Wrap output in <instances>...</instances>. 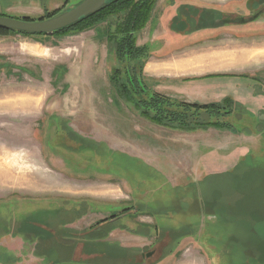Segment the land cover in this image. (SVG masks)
Instances as JSON below:
<instances>
[{
  "label": "rangeland",
  "instance_id": "1",
  "mask_svg": "<svg viewBox=\"0 0 264 264\" xmlns=\"http://www.w3.org/2000/svg\"><path fill=\"white\" fill-rule=\"evenodd\" d=\"M77 1L80 0H0V15L37 20ZM174 3L175 0H163L159 10L171 7L172 13ZM117 18L104 17L91 28L62 35L0 34V168H7L10 178H22L0 186V206L5 203L12 208L14 202L22 203L19 211L27 209V203L34 208L67 206L63 223L72 227L74 243L81 244L86 239L106 252L113 251L102 243L106 239L114 243V248L119 243H132L139 245L133 247L136 255L140 250L152 248L153 244L158 245L157 256L148 264H159L164 255L166 259L162 264L197 261L195 253L209 261L212 258L223 260L224 264L264 262V221L252 220L251 214L248 221L241 214L235 215L240 213V207L235 210L234 205L230 218L225 221L206 216L201 209H206L204 186L207 182L193 180L198 177L194 171L199 164L216 157L211 150L226 157L245 143L250 148L249 156L230 175V182L246 166L263 170L264 121L249 120L250 123L245 124L241 119L248 115L236 107L230 109L232 114L220 118L227 126L183 130L162 126L139 115L109 82L110 74L121 65L105 47L107 31L115 27ZM158 28L164 32L161 25ZM185 42L184 39L179 42L181 47H186ZM195 43L207 47L210 42L196 40ZM156 45L151 46L153 52H159ZM221 45L213 42L212 46L220 48ZM224 45L230 50H236L237 46ZM224 79L227 85H223L222 80L165 83L159 86L160 93L184 101L187 99L183 98L200 94L234 95V84H241V78ZM28 89L37 91L31 100L38 108L32 110L24 124L27 108L20 109L18 103L27 98L23 91ZM260 106L261 103H256L253 110L257 111ZM239 157L234 153L229 159L238 163ZM104 183L110 186H102ZM200 189L201 195L198 194ZM237 192L231 185L226 196L233 200L241 196ZM136 209L137 216L124 215L109 228L97 227L101 219L110 214L132 213ZM2 221L0 218V229ZM12 222L13 219L9 220L8 225ZM32 227H25L26 231L37 234ZM95 227L101 228L98 237L96 231H90ZM118 227L128 230H115ZM237 233L246 236L249 233L254 243L230 237ZM131 234L144 239L136 241ZM37 239L47 247V240L42 236ZM22 244L17 237L0 238V250L2 245L17 248ZM94 251L88 247L83 252L90 255L72 253L69 261L58 264L89 261L119 264L108 257L95 259L91 255ZM5 257L10 264L16 260L19 264H45L32 252H8Z\"/></svg>",
  "mask_w": 264,
  "mask_h": 264
},
{
  "label": "crops",
  "instance_id": "2",
  "mask_svg": "<svg viewBox=\"0 0 264 264\" xmlns=\"http://www.w3.org/2000/svg\"><path fill=\"white\" fill-rule=\"evenodd\" d=\"M161 1L163 2V0H158L156 2L149 20L147 21L145 26L136 33L137 44H147L150 47V55L143 67V79L145 84L150 89L162 92L159 86L165 83H192L201 81L210 82L211 80H222V84L227 85V83L224 82V78L228 77L231 79L232 76L241 78V75L251 71L257 73L260 69L259 64H264V56H262L264 55L263 48H253L251 50H230L224 44H222L220 48H214L212 46L213 43L210 41H208L210 43L207 47H202L199 46V44L196 45L194 34L192 32L171 30V22L173 20H179L178 7L182 5H193L196 0H175V5L172 7V13L170 11L171 7H163L162 11L159 10V7H162ZM159 25L164 28V32L159 30ZM185 36L187 38H183ZM182 39L186 40L185 48L181 47V44H179ZM153 44H157L156 47L159 48V52H153V50H151V46ZM83 46H85V44H82V47ZM106 46L107 43L105 39V47ZM88 50L89 52H91L93 50L92 46L89 45ZM63 69L64 73H66V68L63 67ZM234 85H236L235 90L242 91V79L241 84L236 83ZM247 92L249 96L252 94V92H254L255 95L259 94L254 87L248 88ZM35 93H37V91L34 89L23 91V95L27 98L18 103L20 109L27 108L26 110H24V113L26 114L24 116V121H22V123L24 122V124L25 120L31 115V112H33L32 110L34 108H38V106L34 105L33 100H31V96ZM201 95L203 96L200 97ZM230 95L232 94H200L198 96L183 99H187V101L191 102L209 103L219 102ZM237 98L241 99L240 97ZM255 99L264 100V97L258 96ZM29 102H31V104ZM15 104L17 105V103ZM25 104L27 107L25 106ZM236 150L237 151H233L232 153L227 154L226 157L224 155L220 156V152H216V150H209L210 152H215L216 157H214L213 160L212 158L205 160L204 163L199 164L198 170L195 169L194 172L196 174L198 173V177L193 180L197 182H207L204 186L205 192L207 193L206 209L202 208L201 210L208 217L215 218L219 221H225L230 218V214L232 213V206L234 205L236 207L235 210H237V207H240V213L235 214V211V215L241 214V216H244V219L247 221L250 218V214L253 215L252 220H263L264 211L259 209L258 206L261 205V202L259 200V194L261 192L260 189H264V169L262 170L251 166L248 169V166H246L244 169L238 172L240 174H238L237 177H234L233 182L231 183L229 178L230 175H232L239 167H241L240 163L244 162V160L249 156L250 153L248 143L240 145V147L236 148ZM234 153L237 157L240 156L238 163H234L229 159V157ZM0 171L5 172V174H0V186H4L10 180L12 182L22 180V178H17L15 176H12V178H10V172L4 168H0ZM251 179H253V182H250ZM247 180L248 182H246ZM231 185L232 187H236V189L238 190L237 195H241L240 197H237L233 200L226 196L231 190ZM102 186L108 187L110 185L104 183L102 184ZM115 187L121 190L119 186ZM198 194H202L201 189L198 191ZM252 195L253 197L256 196L255 199L250 198L252 197ZM198 202V198H196V207L198 205ZM250 210H256V212L250 213ZM242 217H240V220L243 219ZM130 236L136 241L144 239V237H140L137 235L131 234ZM197 236L201 237L199 235ZM230 237H234L236 241L239 242L245 240L247 242L251 241L252 243H254L255 241L253 240V238H250L249 233L247 236L244 233H237V235L234 234ZM127 240L132 241L131 238H128ZM121 245L123 247L139 246L132 245V243H125ZM194 255L195 258H198L196 259L197 261L182 260L179 264H188V262L189 264H224L223 260L217 259L216 261L215 258H212L209 261L208 259H206V257L202 256L199 253H195ZM163 261L164 260H162L159 264H162ZM249 262L250 261H247V264H264L263 262L259 263L254 260L251 263ZM0 264L8 263L0 262Z\"/></svg>",
  "mask_w": 264,
  "mask_h": 264
},
{
  "label": "flooded vegetation",
  "instance_id": "3",
  "mask_svg": "<svg viewBox=\"0 0 264 264\" xmlns=\"http://www.w3.org/2000/svg\"><path fill=\"white\" fill-rule=\"evenodd\" d=\"M178 10V26L183 32H192L195 41L199 40V42H205L208 40L212 43L218 42L219 44L237 45L234 47L235 49H264V0H196L193 5L179 6ZM242 29L250 30L244 31ZM214 48H216V46ZM259 67L264 68L262 65ZM241 79L243 83L242 91L236 90L234 95L227 97L229 99L227 101L229 108L234 110L236 107H239L240 110L244 111L248 116L245 119L242 118L241 121L243 120L245 124L254 120H258L259 122L260 119L264 121V100L255 99L258 96L264 97V69L258 70L257 73L252 71L246 72L241 75ZM250 87H254L259 94L255 95L254 92H252L249 96L247 94V89ZM237 97H240L241 99H238ZM256 103H261V106L257 107L259 108L257 111H254L253 109L255 108ZM232 110L230 114H232ZM259 200L261 205H259L258 208L264 211V197L261 192ZM32 205L33 204L27 203V209L24 208L22 211L18 210L19 207L22 206V203L15 204L14 202L12 208L9 207V204L5 203L0 206V210L2 211L0 212V218L1 220L3 219V224L1 225L2 228L0 229V231L2 230L1 237L8 236L10 239L17 237L23 242V244L17 248L9 245H2L3 251L0 250V252H32L34 257H41V261L45 264L46 262L48 264H58L63 261L67 262L69 261V254L76 252L80 253L82 256H88L90 255L89 253L83 252L88 247L96 250L91 254L94 255L95 259L108 257L110 259H115L119 264H148L152 261V258L157 256L158 245L155 246L154 244L152 248L140 250L139 254L136 255V252H133L135 248L123 247L120 243L114 248V243L107 239L102 243H106L112 247L113 251L111 249L106 252L102 248L99 249L92 244L93 241H90L89 243L88 241H85L86 239H84V241L82 240L81 244L79 241L74 243V238L71 234L72 227L69 228L63 223L69 207L35 206L34 208ZM44 215L45 217L42 218ZM124 215L137 216V209L132 213L123 212L117 215L110 214L109 216L102 218V221L99 222L97 227L104 226L105 228H109L110 225H113L112 223H114V221ZM168 216L169 215H166V217ZM12 219L13 222L11 226H9V220ZM30 219H32L33 222H28ZM42 220L47 222L43 223ZM136 223L138 225V220ZM30 225L35 227L34 229H36L37 234L26 231L28 228L25 227H31ZM97 227L90 230L91 232L96 231V237H98L97 232L101 229ZM37 228L40 229V232ZM116 229L119 231L128 230L122 227ZM41 236L44 240L49 242L47 247L41 245V240L37 239ZM97 242L100 243L99 240H97ZM48 251L50 254H48ZM165 256L166 255L162 256L158 263H160ZM137 257L140 259L139 261L136 259ZM49 259L52 262H50ZM18 261L19 260H16L11 264H15ZM0 262L4 263L1 260ZM78 263L96 264L97 262L89 261L86 263ZM98 264H100V262Z\"/></svg>",
  "mask_w": 264,
  "mask_h": 264
},
{
  "label": "trees",
  "instance_id": "4",
  "mask_svg": "<svg viewBox=\"0 0 264 264\" xmlns=\"http://www.w3.org/2000/svg\"><path fill=\"white\" fill-rule=\"evenodd\" d=\"M156 1L111 0L94 14L58 30L53 35L81 32L99 24L104 17L114 16L117 18V16H120V19H116L115 27L109 32L107 31L106 38L108 49L114 53L121 64V67L119 66L118 69H115L113 75L110 74L109 78V82L114 86L118 95L137 110L139 115L165 127L187 130L208 125L227 126V123L222 122L220 118L231 113L227 104L228 98L206 104L188 102L152 90L145 84L143 67L150 55V47L147 44L138 45L136 33L149 20ZM59 11L61 10L55 11L53 14L46 16V18L55 15ZM25 20H28V18H25ZM177 21L173 20L171 22V30L181 31ZM7 33H17L26 36L45 35L0 29V34ZM260 190L264 197V189ZM6 254L8 253L0 252V260L4 263H9V260L5 257Z\"/></svg>",
  "mask_w": 264,
  "mask_h": 264
},
{
  "label": "water",
  "instance_id": "5",
  "mask_svg": "<svg viewBox=\"0 0 264 264\" xmlns=\"http://www.w3.org/2000/svg\"><path fill=\"white\" fill-rule=\"evenodd\" d=\"M111 0H80L69 3L55 15L37 20H25L0 15V29L26 34L53 35L58 30L68 27L80 19L94 14Z\"/></svg>",
  "mask_w": 264,
  "mask_h": 264
},
{
  "label": "bare ground",
  "instance_id": "6",
  "mask_svg": "<svg viewBox=\"0 0 264 264\" xmlns=\"http://www.w3.org/2000/svg\"><path fill=\"white\" fill-rule=\"evenodd\" d=\"M30 103V102H29ZM27 104V103H26ZM26 104H25V106H26ZM23 105V104H22ZM27 107V106H26ZM5 161V160H4ZM6 162V161H5ZM15 163V162H14ZM4 164V163H3ZM3 164H2V167H3ZM1 165V164H0ZM5 168V167H4ZM6 170H7V168H6ZM8 171V170H7ZM5 174V172L4 171H0V174ZM21 181V180H20ZM14 182V181H13Z\"/></svg>",
  "mask_w": 264,
  "mask_h": 264
}]
</instances>
